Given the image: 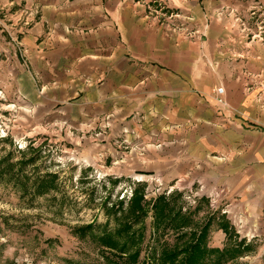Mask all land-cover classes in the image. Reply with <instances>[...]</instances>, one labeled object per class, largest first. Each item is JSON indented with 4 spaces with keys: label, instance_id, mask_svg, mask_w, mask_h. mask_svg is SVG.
<instances>
[{
    "label": "crops",
    "instance_id": "obj_1",
    "mask_svg": "<svg viewBox=\"0 0 264 264\" xmlns=\"http://www.w3.org/2000/svg\"><path fill=\"white\" fill-rule=\"evenodd\" d=\"M20 5L40 10L24 34ZM0 44V89L33 125L87 131L112 116L107 162L125 130L124 149L146 147L121 173L226 189L264 218V0H0Z\"/></svg>",
    "mask_w": 264,
    "mask_h": 264
},
{
    "label": "rangeland",
    "instance_id": "obj_2",
    "mask_svg": "<svg viewBox=\"0 0 264 264\" xmlns=\"http://www.w3.org/2000/svg\"><path fill=\"white\" fill-rule=\"evenodd\" d=\"M39 16V8L20 5L12 14V22L19 28L17 31L24 34L36 24ZM160 17L161 24L169 28ZM184 34L188 38L198 35L197 32L196 35ZM1 45L0 57L5 59ZM7 83L9 80H3L1 86ZM7 95L1 88L0 162L9 160L18 173L25 160L39 156L35 165L24 168L22 180H30L31 185L48 174L57 178V188L45 196L33 197L23 195L21 186L14 180L7 178L0 182V264H111L117 260V253L100 245V238L105 231L114 233L122 222H132L134 216L129 210L133 207L131 203L137 189V192L143 190V205L148 212L133 228L146 235L141 245L142 261L155 264L166 244L175 248L188 240L187 237L176 240L177 233L174 235L168 231L155 237L158 232L153 228L155 201L179 193L183 214H194L199 209L194 218V226L198 224L194 230L200 232L211 219L205 247L224 250L223 255L215 252L208 258L204 256L199 264H219L220 259V264H264V218L258 213L241 211L239 203L230 198L226 189L207 190L202 184L185 188L166 186L159 178L146 179V176L133 172L123 174L121 169L124 166L129 167L144 157L146 147L124 149V146H131L125 138L129 132L125 130L115 141L124 154L107 162V151L101 149L106 144L112 116L98 120L96 126L87 131H75L66 126L37 127L27 117L31 111L26 113L22 105H10ZM128 174L132 176H124ZM189 197L195 198V204L189 201ZM120 202L123 203L120 205ZM117 210L119 213L116 214ZM225 222L235 232L233 236L238 242L234 247L240 241L247 245L240 250L242 253L236 260L230 257L228 250L234 256L237 249L229 244L219 224ZM88 226L92 229L81 234L80 229ZM135 250L136 247L131 252ZM155 254L157 257L153 260Z\"/></svg>",
    "mask_w": 264,
    "mask_h": 264
},
{
    "label": "trees",
    "instance_id": "obj_3",
    "mask_svg": "<svg viewBox=\"0 0 264 264\" xmlns=\"http://www.w3.org/2000/svg\"><path fill=\"white\" fill-rule=\"evenodd\" d=\"M38 159L39 156L25 160L21 164V166H23L22 169H19L18 171L20 175L17 172L15 173V167L9 164V160L4 159L3 162H0V182L7 178L16 181L17 185L21 186L23 195L39 197L51 193L57 188V178L55 176L47 174L45 177L39 178L31 185L30 180H22L23 178H21L24 168L35 165V161ZM137 190L134 192L135 198L131 203V206L133 207L129 210L134 216L132 222L124 221L121 223L120 228H118L114 233L105 231L103 237L100 238V245H103V247L107 248L108 250L115 251L117 253V260H113L111 264H149L145 260H141V245L142 243L144 244L146 240L145 232H135L133 230L134 225L138 223V221L143 220V217L148 213L147 210L144 209L143 205V190H141L142 192H137ZM181 199L182 195L177 193L172 198L161 197L155 201L153 206V228L155 232H158V234H155V237L162 236L168 231L174 235L177 233L176 240H180L182 238L185 239L186 237L188 238V240L183 244L178 245H184L182 248H179L178 246H175L176 249L170 248L172 246L169 245V247H167L166 244L160 251L159 259L156 260L157 255H153V260H156L155 264H199V260L204 256L208 258L212 253L215 252L220 253L221 255L224 253V250L215 251L205 247L207 230L212 224L211 219L207 221L205 227L200 232L194 230V228L198 225L197 224L194 226V218L197 215L196 212L199 209L197 208L194 214H183L181 208ZM122 203L123 202H120V205ZM113 208H115V206H113L112 209ZM117 213H119V210L116 211V214ZM219 224L226 233V238L228 239L229 244L234 247L238 241H235L234 239L233 235L235 232H232L230 224L228 222ZM86 229H92V226L80 229V233L83 234ZM246 246V243H242L240 241V243L237 244V247H234V249H237V251H235L236 253H234V256L233 252L228 250L230 257H232L234 260L239 258L240 254L242 253L240 250ZM134 247H136V250L131 252L132 248ZM221 260L222 259L219 260V264L221 263Z\"/></svg>",
    "mask_w": 264,
    "mask_h": 264
},
{
    "label": "built area",
    "instance_id": "obj_4",
    "mask_svg": "<svg viewBox=\"0 0 264 264\" xmlns=\"http://www.w3.org/2000/svg\"><path fill=\"white\" fill-rule=\"evenodd\" d=\"M163 7H165V8H162V11H163V9L164 10L166 9L165 5ZM157 13L162 14L161 11L157 12ZM162 16H163V19L165 20L166 24L169 26V28L178 29V30L186 29V28H184L183 25H177V23H176V21H178V20L184 21V19L182 18L181 15H174L173 13L172 14L164 13ZM181 24H185V23L183 22ZM215 95L218 97L217 98L218 102L222 103L223 102V96H224V89L223 88L217 89L215 91ZM211 197L214 198L213 196H211ZM189 201L193 202V204H195V198L194 197H192V198L189 197Z\"/></svg>",
    "mask_w": 264,
    "mask_h": 264
}]
</instances>
